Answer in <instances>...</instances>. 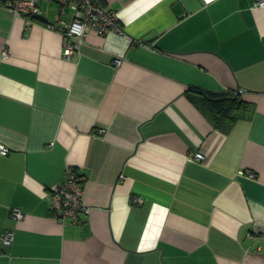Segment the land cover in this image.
<instances>
[{"label": "crops", "instance_id": "obj_1", "mask_svg": "<svg viewBox=\"0 0 264 264\" xmlns=\"http://www.w3.org/2000/svg\"><path fill=\"white\" fill-rule=\"evenodd\" d=\"M97 1L124 33L91 31L65 57L46 24L71 6L43 1L28 25L0 0V264H264V7ZM191 87L255 110L224 133ZM70 168L80 224L52 212Z\"/></svg>", "mask_w": 264, "mask_h": 264}, {"label": "built area", "instance_id": "obj_2", "mask_svg": "<svg viewBox=\"0 0 264 264\" xmlns=\"http://www.w3.org/2000/svg\"><path fill=\"white\" fill-rule=\"evenodd\" d=\"M4 6L16 16L26 20L28 25L36 23V18L41 15V2L51 0H2ZM61 12H65L66 6H71L74 10V18L68 22L57 20L48 22L46 27L51 30H57L62 33L66 40L64 47V56L71 57L79 51L81 45L85 42L91 31H96L100 35H107L110 32L124 33L118 20V16L113 11L103 8L97 0H58ZM256 6L264 7V0H256ZM7 55L6 52H4ZM123 59L115 60L119 67ZM2 154L9 152L6 146H1ZM195 159H203V154L197 153ZM243 173V172H242ZM253 175V174H252ZM84 179L80 177L74 169L67 171V178L59 184L52 187V212L56 220L61 223L71 221L75 224L82 223V215H88L91 208L84 203ZM12 217L16 220H22L24 213L20 208L12 210ZM15 233L10 230L3 235L6 244L14 241Z\"/></svg>", "mask_w": 264, "mask_h": 264}, {"label": "trees", "instance_id": "obj_3", "mask_svg": "<svg viewBox=\"0 0 264 264\" xmlns=\"http://www.w3.org/2000/svg\"><path fill=\"white\" fill-rule=\"evenodd\" d=\"M35 20L40 21L38 18ZM186 93L214 127L224 133H228L238 120L255 110L251 102L236 93L215 95L197 87L188 88Z\"/></svg>", "mask_w": 264, "mask_h": 264}, {"label": "water", "instance_id": "obj_4", "mask_svg": "<svg viewBox=\"0 0 264 264\" xmlns=\"http://www.w3.org/2000/svg\"><path fill=\"white\" fill-rule=\"evenodd\" d=\"M240 89H241V88H239V90H238V91H240Z\"/></svg>", "mask_w": 264, "mask_h": 264}]
</instances>
